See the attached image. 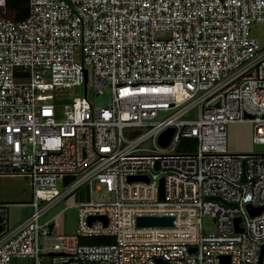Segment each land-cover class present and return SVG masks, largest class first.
Segmentation results:
<instances>
[{
  "label": "built area",
  "instance_id": "built-area-1",
  "mask_svg": "<svg viewBox=\"0 0 264 264\" xmlns=\"http://www.w3.org/2000/svg\"><path fill=\"white\" fill-rule=\"evenodd\" d=\"M28 7L15 21L0 0V176L28 177L33 188V213L14 228L10 206L0 203V264H220L222 255L260 264L262 252L264 264V210H247L264 206V154L228 147L229 126L243 123L264 145V48L251 35L264 23V0ZM89 84L111 93L106 107L90 103ZM83 86L85 97L65 98L59 117L63 93ZM149 138L155 150L141 147ZM189 140L196 147L184 152ZM138 176L148 181H129ZM85 184L91 199L68 205L78 211L74 233L57 232L68 207L41 222ZM154 216L173 217V226H137L138 217ZM87 238L113 242L82 243Z\"/></svg>",
  "mask_w": 264,
  "mask_h": 264
},
{
  "label": "rangeland",
  "instance_id": "rangeland-1",
  "mask_svg": "<svg viewBox=\"0 0 264 264\" xmlns=\"http://www.w3.org/2000/svg\"><path fill=\"white\" fill-rule=\"evenodd\" d=\"M251 35L259 41L262 48H264V23L253 24L251 28ZM64 97L57 104V112L59 117L63 116L64 105L70 101L65 98H83L85 97V87H78L72 90H66L63 93ZM88 100L95 108L106 107L111 100V93L104 92L103 94L95 93L92 86L88 85ZM164 116V115H162ZM147 129L143 130L141 134L145 133ZM130 132V131H128ZM127 133V131L125 132ZM129 135V133H127ZM142 148L148 150H155L153 139L149 138L143 142ZM228 147L229 151L233 154H264V145H258L254 142L253 126L249 123L234 124L229 126L228 129ZM180 151V149H179ZM177 150V152H179ZM74 179H69L72 182ZM60 182L59 187L64 188L66 183ZM98 198V196H95ZM90 195L88 185L85 184L76 190L67 199L63 200L60 204L54 207L41 222L52 218L60 211L68 207L69 204L75 202L89 201ZM33 202V188L31 180L24 176H0V203L9 205V223L10 227L14 228L33 213L31 203ZM78 211L76 207H68L60 218V226L57 232L60 233H74L77 229ZM204 228L209 232H214L215 224L211 218H204ZM13 264H35L31 259H14Z\"/></svg>",
  "mask_w": 264,
  "mask_h": 264
},
{
  "label": "water",
  "instance_id": "water-1",
  "mask_svg": "<svg viewBox=\"0 0 264 264\" xmlns=\"http://www.w3.org/2000/svg\"><path fill=\"white\" fill-rule=\"evenodd\" d=\"M174 132H175V130L172 128V129H169L162 134V136L160 137V144L163 147L168 146V144L170 143V141L174 135ZM137 180L148 181V178L141 177V176L129 178L130 182L137 181ZM245 181H246V175H244V179H243V182H245ZM163 198H164V178H161V180H160V199H163ZM211 199L219 200L228 206H236L235 203H227V202H224L220 198H211ZM247 210L251 216H255L264 210V206L259 207V208H253L251 205H247ZM95 220H102V221H104L105 224H107L106 218H104V217H91L90 221H89L90 224L92 222H94ZM0 221H1V218H0ZM173 221H174L173 217H156V216H154V217H138L137 218V226L138 227H172ZM241 221H242V218H236L234 220L235 231L237 233H243L245 231L244 228L240 227ZM0 229H1V225H0ZM191 251L195 252L196 249H191ZM220 261H221L220 264H232V259H231L230 255L220 256ZM157 262H158V264H171V263L165 262L161 259L157 260ZM262 262H263V252L261 255V259H260V264H262Z\"/></svg>",
  "mask_w": 264,
  "mask_h": 264
},
{
  "label": "trees",
  "instance_id": "trees-1",
  "mask_svg": "<svg viewBox=\"0 0 264 264\" xmlns=\"http://www.w3.org/2000/svg\"><path fill=\"white\" fill-rule=\"evenodd\" d=\"M8 17L15 21H22L27 18L29 7L28 0H7ZM188 148L184 152H192L196 147L194 140H189ZM181 150V149H180ZM113 242V238H87L82 239V243L87 244H109Z\"/></svg>",
  "mask_w": 264,
  "mask_h": 264
}]
</instances>
